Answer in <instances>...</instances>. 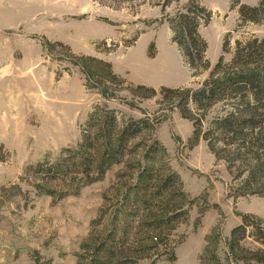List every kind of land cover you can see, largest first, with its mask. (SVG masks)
Segmentation results:
<instances>
[{"label": "rangeland", "instance_id": "374dc122", "mask_svg": "<svg viewBox=\"0 0 264 264\" xmlns=\"http://www.w3.org/2000/svg\"><path fill=\"white\" fill-rule=\"evenodd\" d=\"M236 1L0 0V194L5 196L0 207V264H30L35 252L54 264L84 262L90 253L81 245L89 242L91 234L103 237L115 225L119 229L124 226L134 244L145 238L140 219L129 215V209L122 206L124 190L132 182L124 173L123 163L114 164L101 180L60 201L37 194L20 181L28 166L46 157L55 159L62 148L76 145L81 139V124L96 105L115 109L119 119L143 116L139 108L128 104L133 101L151 117L155 114L162 118L154 137L166 147L169 162L180 174L185 191L191 198H198L188 218L175 222L158 249L129 252L140 257L139 263L200 264L211 232L220 233L221 251L231 229L241 223L239 213L264 220L262 170L249 181L264 163V150L252 147L253 154L230 145L222 151L224 142L216 141L214 153L203 138L190 147L193 122L178 109L171 110L170 100L158 103L165 92L140 99L128 90L131 83L157 91L162 86L198 88L221 55L231 60L232 53L222 50L229 32L230 50L236 39L264 37V20L239 25L238 14L241 4L256 6L261 0H238L235 5ZM190 6L204 7L212 14L207 24L201 20L198 29L207 43L206 57L211 68L198 73L188 67L172 41L171 22ZM89 21L98 25L99 35L95 38L84 42L74 38L69 43L52 36L66 26ZM83 32L91 33L92 29ZM46 39L64 41L75 54L111 62L113 70L126 81L119 98L106 100L86 88L84 74L70 63L69 53L60 46L48 51L43 46ZM64 111L67 122L60 126L52 123L55 115ZM223 113L222 104L213 107L201 130L210 129L213 119ZM55 127L57 130H53ZM120 173L125 175L118 177ZM15 184L21 188H13ZM100 216L104 217L99 224H93ZM245 243L255 245L250 238ZM172 251L174 261L170 260Z\"/></svg>", "mask_w": 264, "mask_h": 264}, {"label": "trees", "instance_id": "16d2710c", "mask_svg": "<svg viewBox=\"0 0 264 264\" xmlns=\"http://www.w3.org/2000/svg\"><path fill=\"white\" fill-rule=\"evenodd\" d=\"M238 14L239 25L260 23L264 20V0L256 6L241 4ZM211 15L204 7L190 6L171 22L172 41L194 73L211 68L206 57L207 43L198 30L201 20L207 24ZM228 36L230 32L222 50L232 53L231 60L226 61L221 55L198 88L162 86L157 91L154 87L131 83L128 90L133 97L140 99L155 98L165 92L166 96H162L158 103L170 100L171 110L178 109L184 118L193 122L195 130L189 139L190 147L203 138L208 140L214 153H217L216 141H222L225 144L222 151L232 145L237 151L244 148L247 153L254 154L252 147L264 150V37L253 35L236 39L233 50H230ZM43 46L50 52L57 46L64 48L69 53L70 63L84 74L86 88L95 90L106 100L119 98L118 93L124 89L126 81L113 70L111 62L94 55L75 54L70 46L59 41L46 39ZM149 56L154 55L149 52ZM128 104L139 108L143 116L119 119L115 109L96 105L81 124V139L76 145L62 148L55 159L46 157L28 166L25 179L20 177V181L33 187L37 194L60 201L101 180L114 164L123 163L124 173L132 182L124 190L122 206L129 209V215L140 219L145 238L134 244L130 232L124 226L119 229L116 225L103 237L91 234L89 242L81 245L90 256L77 264H142L139 263L140 257H133L129 252L158 249L167 240L175 222L188 218L198 199L191 198L185 191L180 174L169 162L166 147L154 137L162 118L155 114L151 117L133 101ZM218 104H222L224 113L216 116L213 126L203 132V120ZM216 156L219 158L218 154ZM260 165L249 181L260 170L264 173V163ZM125 174L120 173L118 177ZM13 188L21 187L15 184ZM4 201L5 196L0 194V207ZM239 215L241 223L231 229L223 250L220 251L221 235L217 230L206 237L200 264H264V220L254 214ZM103 217L93 224H99ZM248 238L254 246L245 243ZM170 255L171 261L176 260L173 251ZM30 264L54 263L35 252Z\"/></svg>", "mask_w": 264, "mask_h": 264}, {"label": "crops", "instance_id": "0c3cea01", "mask_svg": "<svg viewBox=\"0 0 264 264\" xmlns=\"http://www.w3.org/2000/svg\"><path fill=\"white\" fill-rule=\"evenodd\" d=\"M70 25V26H66L64 27V29H62L60 32H53L52 36L56 37L57 39H61L64 40L65 42H69L72 43V40L74 38H78L84 41L89 40L91 38H95L99 35L98 32V25L92 21L83 23L81 25ZM73 27L72 29H69ZM75 28V29H74ZM79 28V29H77ZM87 29H92L91 33H84L83 30H87ZM74 30V31H72ZM90 31V30H88ZM72 33H74V35H72ZM63 41V42H64ZM67 113L64 112H59V114L55 115V117L52 119V123H57V125H61V123L63 122L64 124L67 122ZM57 127L53 128V130H57ZM59 129V128H58Z\"/></svg>", "mask_w": 264, "mask_h": 264}]
</instances>
